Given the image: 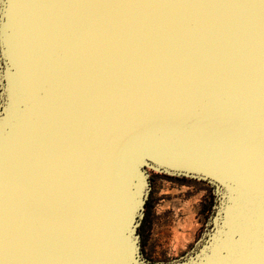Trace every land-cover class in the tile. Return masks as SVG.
I'll list each match as a JSON object with an SVG mask.
<instances>
[{"label":"water","instance_id":"obj_1","mask_svg":"<svg viewBox=\"0 0 264 264\" xmlns=\"http://www.w3.org/2000/svg\"><path fill=\"white\" fill-rule=\"evenodd\" d=\"M149 171L213 189L169 262ZM0 264H264V0H0Z\"/></svg>","mask_w":264,"mask_h":264},{"label":"rangeland","instance_id":"obj_2","mask_svg":"<svg viewBox=\"0 0 264 264\" xmlns=\"http://www.w3.org/2000/svg\"><path fill=\"white\" fill-rule=\"evenodd\" d=\"M149 172L141 251L150 261L169 262L190 251L201 237L212 213L213 189L204 181Z\"/></svg>","mask_w":264,"mask_h":264},{"label":"trees","instance_id":"obj_3","mask_svg":"<svg viewBox=\"0 0 264 264\" xmlns=\"http://www.w3.org/2000/svg\"><path fill=\"white\" fill-rule=\"evenodd\" d=\"M139 232H140V227H139Z\"/></svg>","mask_w":264,"mask_h":264}]
</instances>
